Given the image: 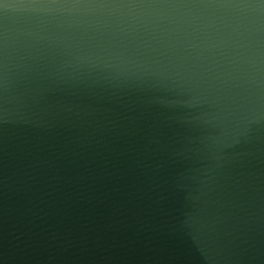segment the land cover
I'll return each instance as SVG.
<instances>
[{
  "label": "water",
  "instance_id": "95a60500",
  "mask_svg": "<svg viewBox=\"0 0 264 264\" xmlns=\"http://www.w3.org/2000/svg\"><path fill=\"white\" fill-rule=\"evenodd\" d=\"M0 264H264V0H0Z\"/></svg>",
  "mask_w": 264,
  "mask_h": 264
}]
</instances>
